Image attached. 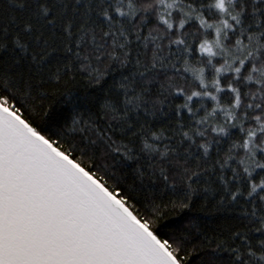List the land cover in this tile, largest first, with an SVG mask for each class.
I'll return each mask as SVG.
<instances>
[{"label": "snow or ice", "instance_id": "1", "mask_svg": "<svg viewBox=\"0 0 264 264\" xmlns=\"http://www.w3.org/2000/svg\"><path fill=\"white\" fill-rule=\"evenodd\" d=\"M0 264H264V0H0Z\"/></svg>", "mask_w": 264, "mask_h": 264}]
</instances>
